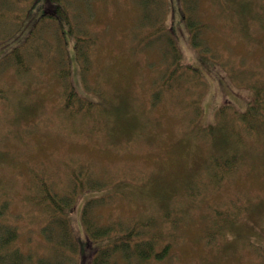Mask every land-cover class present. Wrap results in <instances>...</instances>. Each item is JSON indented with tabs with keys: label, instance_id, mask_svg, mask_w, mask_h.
<instances>
[{
	"label": "rangeland",
	"instance_id": "obj_1",
	"mask_svg": "<svg viewBox=\"0 0 264 264\" xmlns=\"http://www.w3.org/2000/svg\"><path fill=\"white\" fill-rule=\"evenodd\" d=\"M70 1L76 9L67 4L70 21L61 35L56 20L39 21L43 0H0V60L22 45L21 58L10 54L0 68V218L16 217L20 246L47 252L36 248L43 214L29 207L33 180L61 187L73 170L86 176L80 166L86 164L100 178L123 180L112 189L130 191L97 213L109 220L155 217L172 234L173 253L162 264H264V136L241 148L238 169L219 184L211 172L236 142L225 123H216L217 111L225 103L243 110L251 82L264 79V0H191L192 17L202 24L198 45L181 19L184 1L167 0L165 24L188 65L162 89V63L173 60L172 50L167 41L146 45L144 34L156 31L139 21L140 2ZM27 47L41 54L32 60ZM20 59L30 61L23 73L15 66ZM196 73L204 88L190 84ZM70 74L85 96L81 107L74 101L60 107L61 82L72 85L63 78ZM221 119L231 123L228 113ZM221 135L231 147L218 145ZM86 195L72 213L79 236Z\"/></svg>",
	"mask_w": 264,
	"mask_h": 264
},
{
	"label": "trees",
	"instance_id": "obj_2",
	"mask_svg": "<svg viewBox=\"0 0 264 264\" xmlns=\"http://www.w3.org/2000/svg\"><path fill=\"white\" fill-rule=\"evenodd\" d=\"M35 1L37 0H32V2ZM136 1L140 2L141 16L139 21L144 22L142 26L155 25L156 33L154 34L156 35L151 34L150 37L147 33L144 34L146 45H154L152 44L155 42L154 39L158 40L156 43L165 44L167 41L166 45L172 50L170 59L173 60L162 63L163 71L159 77L158 85L159 89H162L169 79L180 75L188 63H183L178 39L173 30L165 24L167 0ZM181 1L182 4L184 1V5L180 7L181 19L189 25L194 43L198 45L201 40L200 28L202 24L198 18L192 17V14L196 12L194 9L195 2L192 3L191 0ZM217 1L233 2L234 0ZM235 1L238 2L239 0ZM67 4L74 7L76 3H72L70 0L69 3L67 0H43V11L40 13L39 21L56 20L59 23V29H61L60 34L63 35V25L66 21H70V10ZM30 7H27L25 11L28 12ZM74 9L76 8L74 7ZM240 12H246V9L240 10ZM16 18L18 21L20 17L16 15ZM71 28L69 27V31H72ZM21 49L22 47H13L11 52L2 53L1 71L8 65L7 63L3 64L4 58L17 53H19L17 58H21ZM29 49L32 50V60L41 54L36 51L35 47H29ZM15 63L16 68L23 73L24 66L29 67L30 61L22 62L20 59L19 61L16 60ZM235 71L238 74L244 69L239 68ZM70 76L71 74L63 78L72 85L64 88V82H61L63 92L60 98L62 100L60 107L71 104V101L76 102L77 106L81 107L85 96H82L75 89ZM191 78H193L191 85L201 84L202 88L206 85V80L201 74L196 73ZM249 90L251 97H249L248 104L243 110L229 109V105L225 103L220 106L216 113V123H225L227 126L224 127V130L226 132L232 131L236 136V142H232L234 147L229 153L221 151L223 154L220 156V160H217L214 169H211L214 185L215 182L216 185L219 184L222 179L227 178L226 175H231L238 169L236 167L239 161L244 158H240L242 147H246L250 141L252 144L261 135L264 136V79H256L251 82ZM67 92L70 93V96L65 99ZM164 92L169 91L165 89ZM156 97L157 93L153 94L152 102L156 101ZM227 113L230 117V124L221 119V116ZM226 140L224 135L216 137V141L222 149L231 147V144ZM80 166L87 169V175L82 177L73 170L68 175L67 183L61 187L45 185L43 180H33L36 189L33 195L35 204L29 205V207H35L43 214V222L39 226L41 232L39 238L41 240L38 241L39 244L36 248L41 250L43 247L47 252H42L46 255L41 256L39 255L40 252L36 254L35 247L25 249L20 246L18 239L23 231L19 225H16V217L13 218L11 215L10 220L3 221L0 218V264H162L168 261L173 253L174 239L170 232L168 233L163 226L159 225L155 217L144 215L117 216L109 220L101 212L97 213V207L112 202L118 195L130 193L128 190L112 189V186L119 188L123 180L115 179L111 175L100 178L90 165L80 164ZM86 190H89L91 195H86L82 201L80 214L83 228L82 234L79 236L72 224V213L77 198L81 194H85ZM1 205L4 207V202ZM2 211L0 217L5 212L4 209ZM165 214L162 215V219L168 217ZM232 215L235 217V211ZM221 224L222 222L218 218L215 225L220 226ZM28 237H32V235H28Z\"/></svg>",
	"mask_w": 264,
	"mask_h": 264
}]
</instances>
